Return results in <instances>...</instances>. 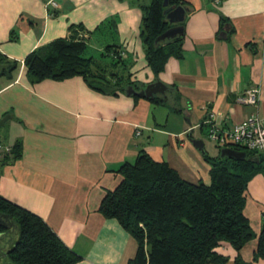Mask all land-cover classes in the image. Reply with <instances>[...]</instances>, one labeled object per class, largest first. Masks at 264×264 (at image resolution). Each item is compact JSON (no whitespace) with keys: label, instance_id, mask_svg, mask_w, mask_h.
Here are the masks:
<instances>
[{"label":"crops","instance_id":"crops-1","mask_svg":"<svg viewBox=\"0 0 264 264\" xmlns=\"http://www.w3.org/2000/svg\"><path fill=\"white\" fill-rule=\"evenodd\" d=\"M0 0V138L20 143L22 156L0 163V195L40 215L82 259L76 264H129L136 239L115 218L100 212L117 169L144 150L186 180L212 183L206 155H221L206 143L211 119L232 127L254 114L264 117V0H186L183 57L170 58L155 73L141 38L144 7L152 0ZM53 11V13H50ZM83 24L90 55L106 64L108 46L130 62L139 88L162 81L164 103L104 93L83 75L31 82L25 65L56 39ZM227 28L226 36L222 34ZM16 62L15 70L5 69ZM258 88V105L237 97ZM192 139H202L204 149ZM211 141V140H210ZM244 215L254 237L238 252L217 248L236 264L256 258L264 227V165L249 181ZM218 264V263H210Z\"/></svg>","mask_w":264,"mask_h":264},{"label":"trees","instance_id":"trees-1","mask_svg":"<svg viewBox=\"0 0 264 264\" xmlns=\"http://www.w3.org/2000/svg\"><path fill=\"white\" fill-rule=\"evenodd\" d=\"M169 4L190 3L169 0ZM165 9L164 0H152L144 7L142 19L146 60L156 74L164 70L170 58L183 57L184 35L156 43L157 37L172 26L166 20ZM70 30L68 38L56 39L44 52H33L26 58L31 82L83 75L90 86L104 93L119 89L126 93L130 86L137 92L143 89L131 80L130 62L120 50L108 46L104 54L110 61L103 64L90 55L84 25L72 24ZM17 66L14 62L3 70H15ZM148 99L166 102L162 95ZM246 152L248 157L258 155ZM21 156L18 142L1 159V165ZM206 160L212 167L211 184L184 179L167 162L155 160L144 150L135 161H126L116 170L122 177L114 189L106 192L99 210L105 217L117 219L136 239L137 252L129 264H223L229 257L217 250L222 243L231 244L239 252L254 237L244 215L245 192L252 176L263 168L264 158L258 155L257 163L206 155ZM0 211L10 214L18 225L14 232L0 226V244L5 246L0 264H76L82 259L35 212L1 195ZM256 258H264V227ZM236 264L247 263L239 255Z\"/></svg>","mask_w":264,"mask_h":264},{"label":"built area","instance_id":"built-area-1","mask_svg":"<svg viewBox=\"0 0 264 264\" xmlns=\"http://www.w3.org/2000/svg\"><path fill=\"white\" fill-rule=\"evenodd\" d=\"M51 5L56 7L57 2L53 0ZM237 100L244 104L258 105L260 91L258 88L248 89L239 95ZM207 137L220 148L231 147L241 151L249 150L264 158V117L257 114L228 128L218 126L211 119L207 127ZM12 149L13 146L6 144L0 138V163L1 159Z\"/></svg>","mask_w":264,"mask_h":264},{"label":"water","instance_id":"water-1","mask_svg":"<svg viewBox=\"0 0 264 264\" xmlns=\"http://www.w3.org/2000/svg\"><path fill=\"white\" fill-rule=\"evenodd\" d=\"M164 6L166 7L164 14L166 15V20L172 25L162 34H160L156 43H160L165 40L173 39L178 36H183L185 33V21L187 13L191 11V7L187 5H178V6H170L169 0H164ZM227 28H225L222 34L226 36ZM168 90L167 85H165L162 81H156L154 83L148 84L145 88L141 89L137 92L134 87L130 86L126 94L131 96L134 94H138L140 97L150 98L156 95H166ZM10 117V115H6L1 120L0 124L3 125L5 121ZM193 143L196 147L200 149H204V141L202 139H192ZM221 156L226 158H232L235 160H244L248 159L250 161H256L259 163V160H256L258 155L253 157H248V153L246 151L237 150L231 147H222L221 148ZM0 226L6 228L9 231L14 232L17 230L18 225L16 224L14 218L7 213L0 211Z\"/></svg>","mask_w":264,"mask_h":264},{"label":"rangeland","instance_id":"rangeland-1","mask_svg":"<svg viewBox=\"0 0 264 264\" xmlns=\"http://www.w3.org/2000/svg\"><path fill=\"white\" fill-rule=\"evenodd\" d=\"M4 68V67H3ZM206 143L207 144H209V145H211L212 144V146H214L216 149H218L219 150V146L216 144V143H214L213 141H210V140H208V139H206ZM2 250H5V246L4 245H2V244H0V260H1V258H2V256H3V254H2ZM2 263V262H1Z\"/></svg>","mask_w":264,"mask_h":264}]
</instances>
